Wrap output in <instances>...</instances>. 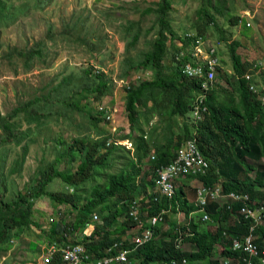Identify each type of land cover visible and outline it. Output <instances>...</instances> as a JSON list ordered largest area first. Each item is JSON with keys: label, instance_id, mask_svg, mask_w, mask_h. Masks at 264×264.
<instances>
[{"label": "trees", "instance_id": "1", "mask_svg": "<svg viewBox=\"0 0 264 264\" xmlns=\"http://www.w3.org/2000/svg\"><path fill=\"white\" fill-rule=\"evenodd\" d=\"M48 1L50 0H35V5L43 6ZM200 1L202 24L194 26L195 32L185 31L177 47L173 44L176 34L168 17L173 0H158L157 8L152 11L156 15L157 32L151 47L144 52L141 59L130 58L126 62L125 75L141 69L149 70L153 75L150 79L145 78L138 83H130L129 88L124 87L125 111L130 132L122 137L134 140L135 157H128L124 161L117 150L125 151V146L114 142L107 145L109 137L106 136L94 140L77 137L69 142L57 141L56 156L51 162L36 167L24 191L14 193V196L7 200L4 197L5 182L0 181V251H5L8 245L19 239L23 231L30 226L39 228L37 220L33 218V202L39 197H45L52 204L68 206L71 211L68 216L70 214L73 216L72 220L67 219L59 223L54 235H50V244L81 243L93 259L104 255V248L114 241H121V248L130 249L127 256L137 258L138 264H180L183 259H186L187 264H223L215 258L217 246L223 245L224 249H227L224 245L231 243V237L244 235L247 224L243 218L233 215L224 207L221 210L219 206L210 202L208 213L211 222L208 224L214 227L213 231L205 232L198 223L191 220L187 224L190 233L184 232L181 227L170 225L166 232L167 238H161L162 226L159 225L155 229V237L137 248H135L136 243H131L129 238L126 240L122 237L126 231L139 226V223L129 216L131 203L137 196L143 199L150 197L148 189L154 186L156 169L174 158L178 146L184 139L196 140L198 148L211 164L204 175L199 174L195 179L206 185L220 184L222 192L225 193L247 194L251 201L264 205V89L253 90L256 83L253 76L248 75L251 70L261 68L260 73L264 78V65L242 60L237 51L241 43L231 38L225 40L233 74L229 75L219 69L222 55L219 56L216 50L212 54L217 62L214 67L213 82L211 87L203 92L200 87L201 78L188 75L185 66L197 65L191 51L192 47L197 45L195 40L198 37H201L202 41L205 40L206 27L211 26L222 35L214 15L209 12L213 10L215 15H222V5L219 0ZM22 4L14 6L11 0H0V20L4 23L11 21L26 9L27 6ZM240 20L242 21L241 18H234V21L230 22L237 26ZM242 26L248 28L244 24ZM128 28H131V22ZM140 36V30L131 36L126 46L127 51L136 45ZM169 46L171 51L168 54ZM34 54L39 55L40 51L30 49L18 52L24 62L30 61ZM167 58L168 63L165 65L164 59ZM73 78L77 79L67 76L64 84H59L58 91L61 89L64 91V86L69 85ZM221 81L230 86L235 85L237 96H229L217 101L215 88ZM77 82L79 84L71 88L69 100L64 96L66 99L64 101L69 107L81 111L80 104L88 97L100 103L109 91L111 81L103 72L90 66L82 70ZM198 96H203L202 104L197 103ZM58 100L62 102L61 98ZM35 103L37 100L33 98L18 105L8 115L0 116L2 142L12 141L15 145H19L23 138H28L29 129L24 132L17 131L19 124L13 119L18 115L22 116V122L27 126L31 124L36 128L42 126L39 120L46 115L43 110L35 106ZM98 105L100 104H96L94 115L88 114L94 125L103 121L102 113L97 111ZM195 105L200 109L198 112L200 119L192 117L191 123L184 122L180 132H174L173 129L164 137L163 143L159 144L153 133L147 136L139 124L141 116H148L149 112H157L159 116L165 114L168 119L185 118ZM136 129L140 133L134 135ZM26 150V145L21 146L20 160L14 162L9 174L20 172ZM151 154L154 156L153 159ZM112 157V163L121 158L123 165L120 171L101 172L107 164L112 165L107 163ZM74 163L77 164L75 168H73ZM145 163H148L150 168L143 173ZM253 170L258 171L256 180L250 176ZM102 176L104 180L101 183ZM55 179L65 183L64 190H48V185ZM190 179L191 176H188L183 180L186 184L183 182L172 199L162 198L156 207L149 208L141 215L143 230L150 226L149 219L161 210H169L173 213L183 211L186 218L188 217L192 208L188 206V198L183 191L184 186L189 190L193 200L197 198V185L190 184L188 182ZM143 204L148 207L146 203ZM94 213L101 217V223L95 226L90 236L82 234L86 223L92 222ZM120 217L122 223L115 224ZM164 220L166 221V217ZM141 231L142 229H139V233ZM139 233L135 234L139 235ZM259 233L264 239V229ZM116 234L119 236H113ZM67 236L72 237V240L70 241ZM180 239L183 244H188L191 250L178 248ZM118 249H114L115 254ZM221 254L239 255L228 250H224ZM50 262V264H65L59 253Z\"/></svg>", "mask_w": 264, "mask_h": 264}, {"label": "rangeland", "instance_id": "2", "mask_svg": "<svg viewBox=\"0 0 264 264\" xmlns=\"http://www.w3.org/2000/svg\"><path fill=\"white\" fill-rule=\"evenodd\" d=\"M11 1L14 6L23 3L22 5L27 7L11 21L4 23L0 20V116L8 115L18 105L33 98L37 100L35 106L43 110L46 116L39 120L42 126L38 128L33 124L27 126L22 122L21 115L13 119L19 124L18 132L29 129L28 138H23L19 145L12 141L2 142L3 132L0 129V181L5 182L4 197L7 200L12 198L14 193L24 191L37 166L54 159L57 141L69 142L77 137L90 140L103 136L110 137L113 128L116 129L114 137L130 132L125 111L124 88L121 84L129 79L135 82L137 76L140 78L139 81L153 76L151 71L143 69L132 71L128 75L124 72L127 68L126 62L130 58L141 59L144 52L151 47L157 32L156 15L152 11L157 8L158 0H50L43 6H36L35 0ZM219 1L222 5V15H215L213 10L209 12L214 15L222 35L211 26L206 27V41L201 44L203 49L210 44L215 45L219 56L222 55L219 69L229 75L233 74L232 62L225 40L230 38L241 43L237 51L242 60L264 65V0ZM200 5V0H173L168 17L176 34L173 44L177 47L185 31L195 32L194 26L202 24ZM241 17L245 24H250L248 28L230 22ZM130 22L131 28H128ZM139 30L141 31L139 41L127 51L128 41ZM30 49H38L40 54H34L30 61L24 62L18 52ZM170 51L169 46L168 54ZM164 63L165 65L168 63V58L164 59ZM90 66L104 73L111 81L110 88L100 103L94 101L92 97H88L85 102L82 101L80 111L78 108L69 107L64 101L66 100L64 96L69 100L71 88L79 84L77 80L82 75V70ZM249 73L253 74L255 88L264 89V78L260 71L255 69ZM67 76L77 79L73 78L69 85L64 86V91L62 89L58 91L59 84H64ZM215 91L217 101L237 96L235 85L230 86L224 81L217 84ZM44 97L46 99H43ZM58 98H61L62 102H59ZM96 104H102L111 111L116 110L111 122L100 121L97 125L92 124L88 114H95ZM145 117L142 115L140 118L141 128L147 136L153 133L159 144L163 143L164 137L173 129L174 132H180L183 123H191L192 119L190 112L185 118L168 119L165 114L159 116L157 112H149ZM139 133L140 131L136 129L134 135ZM129 141L124 145L125 151L117 150L124 161L128 157H135L134 140L130 138ZM24 145L27 150L20 172L9 174L14 162L20 160L21 146ZM120 159L112 163V157L111 161H107L112 165L107 164L101 172H119L123 165ZM76 165L74 163L73 168ZM143 168V173H146L150 166L145 163ZM250 176L256 179L258 174L252 172ZM103 180L104 176L100 182ZM177 185L179 189L180 182ZM64 186H66L64 182L55 179L48 185V190L62 191L65 189ZM184 192L188 197V206L193 209L192 195L187 188H184ZM69 209L65 205L50 203L45 197L36 199L33 202V218L37 220L39 228L30 226L23 231L19 239L10 243L5 251H0V264H36L42 260L50 244V235H54L61 221L72 220V214L68 216V213H71ZM197 219L198 214L194 215V220ZM101 221V217L98 216L96 225ZM122 221L120 218L115 224H121ZM171 224L184 228L186 226L184 214H169L163 223L161 238H167L166 232ZM200 226L205 232L213 231V227L207 223H201ZM137 231L138 228H135L128 234L130 236ZM67 238L72 240L70 236ZM181 248L190 250L188 244H181ZM220 252L221 246H218L216 258H219Z\"/></svg>", "mask_w": 264, "mask_h": 264}, {"label": "clouds", "instance_id": "3", "mask_svg": "<svg viewBox=\"0 0 264 264\" xmlns=\"http://www.w3.org/2000/svg\"><path fill=\"white\" fill-rule=\"evenodd\" d=\"M241 19H242V17H241ZM238 24L246 25L244 23V20H242V21L240 20ZM205 41H206V38H205ZM210 46H213L216 50L215 45L210 44ZM260 69L261 68L256 69V70L260 71ZM248 75L253 76V74L252 75L248 74ZM246 77L248 78V76H246ZM129 81H130V83H135V82H131V79H129ZM212 82H213V79H212ZM122 87L124 88L126 86L124 85ZM200 87H201V85H200ZM210 87H211V85H210ZM210 87H208L207 89H204L201 87V89H203V92H205ZM126 88H129V87H126ZM253 90L257 91V89L255 88V85H254ZM198 97H199V99H198L197 103L202 104L203 103V96H198ZM263 101H264V98H263ZM199 110L200 109L197 105H195V107L193 106V109L190 111L193 118L200 119L198 116ZM204 110H205V107L203 108V111ZM195 112H197V117L195 116ZM110 137H114V135H112L110 133ZM115 138L125 139V140L129 141V138H123L122 136L115 137ZM186 141H189V140H185V139L182 140V142L180 143V145L177 148L176 155L174 156V158L169 163L162 165L161 167L156 169V171H155L156 177L154 178V186H151V188L148 189V193H149L150 197H147V199H143L142 197L137 196L136 200L134 202H132L130 205L129 216L134 218L139 223V226L136 227V228H138V231L136 233H139V229H142V231L139 233V235H137L135 233L130 235V236H129V234H125V235L122 234V237L125 238L126 240L129 238L131 243H136L137 245L135 248L144 244L146 241L153 239L155 237V229L159 225L163 226V223L166 222L164 220L165 217L168 218L169 214L173 213V212H171L169 210H161L156 216L151 217L149 219L148 223L150 224V226L144 230L142 228L143 222L140 220L141 215L144 212H147L149 208L152 209V208L156 207V205L159 204V202L161 201L162 198L163 199L164 198L172 199V197L175 195L177 188H178L177 183L180 182V186L183 184V182H184V184H186V181H183V180L186 179L188 176H191V179L188 182L192 185H195V186L197 185V198H196V200L192 199L194 202V208L191 209L187 218H186L185 213L183 211H177L176 212V214L177 213L184 214L185 222L187 221L186 226L184 228H182V229H184V232L190 233V231L187 230V224L191 220L198 223L199 226L201 223H207L208 224L211 222V218H210V215L208 213V204H210V203L216 204L217 207L219 206L221 210L224 207L225 210L231 212L233 215L243 218L244 222L247 224V228H246V232L244 235L239 236V237L235 236V237L230 238L231 243L229 245H224V246H227V249H224L223 245H220L221 246V252L219 254L218 259L223 264H264V239H262V236L259 233L260 230L264 229V205L260 202L251 201L249 198V195H247V194H237V193H233V192L225 193V192H222V188H221L220 184L206 185V184H203L202 182H200L199 180L195 179L199 174L204 175L208 171V169L211 167V164L209 163V161L206 160V158L203 156L201 150L198 148L196 140H192V141H194V143H195L198 151L200 152L201 156L207 162V165L204 169V172H202V171L196 172V173L189 172V173H185V174H179L177 177L172 178L171 183H172V191L173 192H172L171 196H168L167 194L163 193L161 186L159 184H157V180L159 177L157 170L158 169L160 170V169L168 166L169 164H171L175 160V158L177 157L179 150L184 147ZM115 144H119V143H115ZM120 145H125V144H120ZM151 158H152V154H151ZM263 160H264V158H263ZM252 172H256L258 174V171H256V170H253ZM180 186H179V188H180ZM184 188H186V186H184ZM201 190H205L206 193L199 195V191H201ZM216 191H217V196L214 197V194ZM186 196H187V194H186ZM202 197H205V205L202 206L203 210L200 209L198 206V203H199L198 200L201 199ZM213 197L215 199H213ZM222 199H225V201L223 202ZM143 203H146L148 205V207L146 208ZM141 206L143 209L142 211H141ZM233 209H235L234 213H233ZM197 214H198V219L194 220V215H197ZM94 215L97 216V214L94 213L92 215V218ZM120 218H122V217H120ZM120 218H118V219H120ZM155 219H157L156 223H154ZM97 221H98V216H97V220H94L93 224H91V225H93L92 231H94L95 226H97L96 225ZM172 225H174V224H171V226ZM113 227L114 226H112V228ZM200 227L205 231V229L202 226H200ZM212 230H214V227ZM92 231L88 236H90L92 234ZM148 232H149L150 236H149V238L145 239V235ZM188 233H187V235H188ZM113 236H119V234H116ZM138 237L143 238V241L141 243L137 242L136 239ZM181 244H183V243L181 242V239H180L178 241V244H177V247L180 249H182ZM121 246H122L121 241H114L112 244L105 247L104 248L105 250L103 249L104 255L98 256L97 258L93 257V259L87 253L86 247L84 246L86 253L89 255V259L86 260V262L83 264H95L96 261H99V263H97V264H120V263L138 264L139 262H138L137 258L132 257V258L136 259L135 261H132L131 258H129L127 256L130 249L121 248ZM116 248H119V249H118V252L115 254L114 251H116V250H114V249H116ZM124 250L127 251L126 252V258L127 259L126 260H118L116 258L117 255H119ZM182 250H184V249H182ZM224 250H228L232 253H239V255L223 256L221 253H223ZM180 264H187L186 259H183Z\"/></svg>", "mask_w": 264, "mask_h": 264}, {"label": "built area", "instance_id": "4", "mask_svg": "<svg viewBox=\"0 0 264 264\" xmlns=\"http://www.w3.org/2000/svg\"><path fill=\"white\" fill-rule=\"evenodd\" d=\"M246 26H250L249 23H246ZM201 37H198L195 42L197 45L192 47L191 54L196 59L197 65L192 66L190 64H187L185 66V71L188 75L201 78V87L204 89H207L212 84V79L214 77V67L216 65V58L212 57V54L216 52L215 48L213 46H206L204 49L201 47L200 44L204 43L200 39ZM200 54V56H199ZM139 76H137L134 81L135 83H138ZM132 82V81H131ZM130 87V81L126 80L125 82H122L121 86ZM197 108V107H196ZM97 111L102 113L103 120L111 122L114 115L115 110L111 111L110 109L106 108L102 104L98 105ZM195 116L197 117V112H195ZM116 132V129L113 128L112 135H114ZM114 138V139H113ZM126 141V143H125ZM111 142L114 143H121V144H127L129 142L128 140L121 141V139H117L115 137H110L107 140V145H109ZM154 156L152 155V159ZM207 165V162L203 159L200 152L198 151L194 141L189 140L185 142V145L183 148H181L177 154V157L175 160L169 164L168 166L158 169V180L157 184H159L163 190V193L167 194L168 196L172 195V183L171 179L174 177H177L179 174H185V173H196V172H204V169ZM205 194V190L199 191V195ZM217 196V191L214 194V197ZM213 197V199H215ZM198 206L200 209L203 210V207L205 205V197H202L198 200ZM94 220H97V216L94 215L92 218V222L86 223L85 227L82 230V234L89 235L92 231V227ZM157 222V219L154 220V223ZM88 231V232H87ZM150 234L149 232L145 235V239L149 238ZM138 243H141L143 241V238L138 237L137 239ZM126 252L122 251L119 255H117L118 260H126ZM59 253L61 260L65 264H83L86 262V260L89 259V255L86 253L85 248L81 243L79 244H71L64 243V242H58V243H51L47 246V253L44 256V258L36 264H50L51 260L56 256V254ZM99 263V261H96L95 264Z\"/></svg>", "mask_w": 264, "mask_h": 264}, {"label": "crops", "instance_id": "5", "mask_svg": "<svg viewBox=\"0 0 264 264\" xmlns=\"http://www.w3.org/2000/svg\"><path fill=\"white\" fill-rule=\"evenodd\" d=\"M128 232H130V230L126 231L125 234H128Z\"/></svg>", "mask_w": 264, "mask_h": 264}, {"label": "bare ground", "instance_id": "6", "mask_svg": "<svg viewBox=\"0 0 264 264\" xmlns=\"http://www.w3.org/2000/svg\"><path fill=\"white\" fill-rule=\"evenodd\" d=\"M112 144V143H111Z\"/></svg>", "mask_w": 264, "mask_h": 264}]
</instances>
